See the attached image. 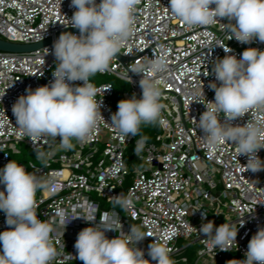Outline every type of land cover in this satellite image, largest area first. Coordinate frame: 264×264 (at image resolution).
I'll list each match as a JSON object with an SVG mask.
<instances>
[{
  "label": "built area",
  "instance_id": "1",
  "mask_svg": "<svg viewBox=\"0 0 264 264\" xmlns=\"http://www.w3.org/2000/svg\"><path fill=\"white\" fill-rule=\"evenodd\" d=\"M169 4L170 0H139L134 31L111 61L109 70L98 73L127 83L125 99L133 94L140 98L141 75L128 72V68L159 55L161 49L166 53L168 71L155 78L161 81V103L165 106L162 115L167 125H159L154 141L145 142L137 154L141 139L122 138L110 126L111 115L117 111L111 103V82L91 81L97 89L96 99L102 100L104 119L87 142L73 139V147L64 150L57 149L58 137L31 140L18 135L13 104L26 95L27 89L35 90L53 81L57 66L52 52L54 42L63 32L79 35V30L67 26L66 18L70 19L76 11L71 0H0V39L25 45L47 42L31 52L0 51V169L9 161H16L22 154L20 147H24L35 154V161L16 162L42 183L54 179V189L44 187L37 191L35 209L39 219L56 228L52 241L61 255L52 264H83L73 258L77 256L74 245L78 233L92 226L83 218L72 220L66 228L59 226L56 213L61 209L67 211L69 218L91 213L97 224L104 215L119 214L124 232L136 225L149 235L137 245L144 250L146 259H151L149 245L159 242L170 249L176 264H231L232 259H244L249 240L264 227V171H245L241 164L247 163V157H238L232 143L210 151L197 123L205 111L203 103L215 97L209 87L210 82H217L215 76L204 75L211 73L212 62L226 54L240 58L247 48L264 51V43L229 40L227 21L188 29L170 14ZM216 44L228 46L231 53ZM129 76L132 83L128 82ZM202 89L206 99L200 94L201 103L194 102ZM259 115L264 119V113ZM256 117V110H252L234 123L243 124ZM54 149L57 150L51 159H37V151L47 153ZM258 155L264 160V149ZM4 190L0 184V191ZM117 195L131 198L132 208L122 211L114 205L113 197ZM207 221L217 227L223 223L235 225L237 245L229 251L210 249L193 228L199 229ZM8 228L6 215L0 211V232ZM118 234L106 232L109 239ZM191 248H196L194 260Z\"/></svg>",
  "mask_w": 264,
  "mask_h": 264
},
{
  "label": "clouds",
  "instance_id": "2",
  "mask_svg": "<svg viewBox=\"0 0 264 264\" xmlns=\"http://www.w3.org/2000/svg\"><path fill=\"white\" fill-rule=\"evenodd\" d=\"M138 4L139 0H100V3L71 0L76 11L70 19L66 18L67 26L78 29L79 35L61 33L52 50L57 61L53 81L35 90L27 89L26 95L13 104L12 113L20 137L31 140L58 137L57 149L64 150L73 147V139L85 143L91 138L104 117L102 100L96 99L97 89L90 78L108 71L113 58L126 45L134 31ZM168 9L188 29L227 21L231 32L229 40L264 43V0H170ZM215 46L223 47L225 53L232 51L223 44ZM167 71L163 49L159 55L128 68V72L141 75L142 96L137 98L133 94L129 99L120 100L117 111L111 115L110 126L120 137H136L142 125H167L162 115L165 106L161 103V81L155 78ZM210 74L219 82L209 83L215 92L214 100H207L203 89L194 99L200 102V94L206 99L205 111L197 123L207 148L214 151L225 143H232L238 157H247V163L241 164L245 171H264V160L258 155L264 149V119L259 115L264 113V51L247 48L240 58L231 54L216 58L211 73L204 75ZM78 81L82 83H76ZM128 82H133L131 76ZM252 110L257 112L255 119L234 123ZM144 143L143 138L137 142V154ZM57 149L47 153L37 151L36 157L41 161L51 159ZM0 184L5 186V190L0 191V211L5 213L9 226L8 230L0 232V264H52L61 255L52 241L56 228L53 223L39 219L35 209L37 191L44 187L54 189V179L42 183L35 174L12 160L0 169ZM113 201L122 211L133 206L131 198L121 195L113 197ZM56 215L58 225L64 228L77 218L92 225L78 233L74 245L77 256L72 257L83 264H176L170 249L159 242L149 245L151 259H146L144 250L137 245L149 235L136 225L124 232L119 214L104 215L98 224L91 213L69 218L67 211L61 209ZM193 228L205 238L210 249L229 251L237 245L235 225L223 223L217 227L213 221H207L199 229ZM108 231L119 234L109 239ZM244 256V259L230 260L231 264H264V227L251 237Z\"/></svg>",
  "mask_w": 264,
  "mask_h": 264
},
{
  "label": "rangeland",
  "instance_id": "3",
  "mask_svg": "<svg viewBox=\"0 0 264 264\" xmlns=\"http://www.w3.org/2000/svg\"><path fill=\"white\" fill-rule=\"evenodd\" d=\"M90 79L95 84H101V83H105V82H111L112 84H114L115 82H119V83H122V85H123V91L129 90V86L127 83L120 81L119 79H116L114 77L104 76V75H100L97 73L94 77H92ZM146 126H148V125H142L141 126L140 134L142 133L143 128ZM153 141L154 140H152L151 142H153ZM20 148L22 149V154H20V155H18V157H16L17 158L16 161L21 162L23 164H26L29 161H35V154L32 151H30L24 147H20ZM0 250H2V246H0ZM195 251H196V248H194V251H193V248H191V250H190L191 257L193 254L192 260H194V252Z\"/></svg>",
  "mask_w": 264,
  "mask_h": 264
},
{
  "label": "trees",
  "instance_id": "4",
  "mask_svg": "<svg viewBox=\"0 0 264 264\" xmlns=\"http://www.w3.org/2000/svg\"><path fill=\"white\" fill-rule=\"evenodd\" d=\"M114 95L112 97V107L117 110L118 102L122 99H125V94L127 90L123 91L122 83L115 82L114 84ZM125 89V88H124ZM160 131L159 125H148L143 128L141 134L137 135L136 139H144L145 142L150 143L154 140L156 134Z\"/></svg>",
  "mask_w": 264,
  "mask_h": 264
},
{
  "label": "water",
  "instance_id": "5",
  "mask_svg": "<svg viewBox=\"0 0 264 264\" xmlns=\"http://www.w3.org/2000/svg\"><path fill=\"white\" fill-rule=\"evenodd\" d=\"M47 42L33 44V45H25V44H15L7 42L3 39H0V51L1 52H10V53H25L34 51L40 47H42Z\"/></svg>",
  "mask_w": 264,
  "mask_h": 264
}]
</instances>
